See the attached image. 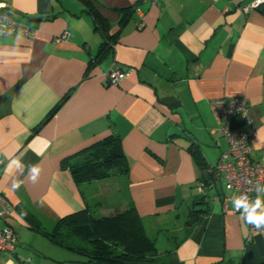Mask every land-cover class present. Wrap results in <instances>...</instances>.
Wrapping results in <instances>:
<instances>
[{
    "label": "crops",
    "instance_id": "obj_1",
    "mask_svg": "<svg viewBox=\"0 0 264 264\" xmlns=\"http://www.w3.org/2000/svg\"><path fill=\"white\" fill-rule=\"evenodd\" d=\"M251 2L92 0L118 35L88 69L103 38L80 1L3 0L35 34L0 36V194L12 207L0 227L16 237L0 264H84L44 232L85 208L105 216L130 204L155 242L154 264H264V237L250 231L231 201L224 208L231 191L220 180L219 187L200 186L188 150L197 145L214 168L227 141L210 102L244 97L254 131L250 157L264 160V10L240 9ZM135 3L120 29V9ZM63 32L69 36L57 39ZM113 66L123 72L115 85L107 81ZM231 125L250 128L240 114ZM109 134L120 138L127 174L76 183L62 161L80 159ZM32 167L39 169L35 181ZM203 193L209 211L188 226L192 202ZM258 197L264 204V185Z\"/></svg>",
    "mask_w": 264,
    "mask_h": 264
},
{
    "label": "trees",
    "instance_id": "obj_2",
    "mask_svg": "<svg viewBox=\"0 0 264 264\" xmlns=\"http://www.w3.org/2000/svg\"><path fill=\"white\" fill-rule=\"evenodd\" d=\"M78 1L85 6L84 10L90 15L94 30L103 38L95 57L88 62L89 69L112 51L118 33H110V25L91 5L92 0ZM136 4L120 9V29L129 20ZM257 8L263 11L264 4ZM65 98L50 112L46 120L61 106ZM43 124L44 121L36 130ZM188 150L201 171L200 186L203 189L215 186L218 183L215 170L209 169L198 146L192 143ZM82 153L84 156L76 161H62L63 167L70 169L78 184L128 172L125 154L117 134H109L83 149ZM207 204L205 193L195 198L185 224L190 226L207 214ZM29 221L34 224L32 219ZM44 233L58 244L79 252L85 258L84 264H154L157 254L155 242L146 234L142 219L133 204L105 216H95L85 208L59 219L52 232Z\"/></svg>",
    "mask_w": 264,
    "mask_h": 264
},
{
    "label": "built area",
    "instance_id": "obj_3",
    "mask_svg": "<svg viewBox=\"0 0 264 264\" xmlns=\"http://www.w3.org/2000/svg\"><path fill=\"white\" fill-rule=\"evenodd\" d=\"M156 3L157 0H150ZM264 0H253L248 5L240 7L243 12L256 9ZM139 28L142 27L140 23ZM23 35L34 37L35 29L29 25L16 20L0 0V36ZM68 32H63L57 39L67 38ZM123 77V72L118 66H113L107 74V81L110 84H118ZM211 110L217 122V131L226 139L227 149L223 151L214 166L216 178L221 181L231 196L224 197V208L228 201L232 202V211L242 217L244 209L237 210L233 201L245 198L252 205L255 204L264 185V160H254L250 157V143L254 136L252 121L249 115V103L244 97H223L210 102ZM242 115L250 128L239 129L231 125V118L234 115ZM2 162L0 161V166ZM11 205L0 194V218L9 215ZM245 220V219H244ZM246 222V221H245ZM251 232L258 233L264 237V229L257 230L253 225L248 224ZM16 246L14 232L8 227H0V252L12 251Z\"/></svg>",
    "mask_w": 264,
    "mask_h": 264
},
{
    "label": "clouds",
    "instance_id": "obj_4",
    "mask_svg": "<svg viewBox=\"0 0 264 264\" xmlns=\"http://www.w3.org/2000/svg\"><path fill=\"white\" fill-rule=\"evenodd\" d=\"M15 163V162H13ZM32 172V179L35 181L36 177L39 174V169L32 167L30 169ZM22 182L14 183L12 188L19 189ZM234 207L239 210L243 208L245 211L241 215L244 217L246 223L253 225L257 230L264 229V204L262 201L257 198L255 204L250 205L245 198H239L233 201ZM259 209V211H257Z\"/></svg>",
    "mask_w": 264,
    "mask_h": 264
},
{
    "label": "rangeland",
    "instance_id": "obj_5",
    "mask_svg": "<svg viewBox=\"0 0 264 264\" xmlns=\"http://www.w3.org/2000/svg\"><path fill=\"white\" fill-rule=\"evenodd\" d=\"M114 177H116V178H113V183H117L118 185H121V180L120 179H122V178H117V177H119V176H114ZM123 181V180H122ZM220 185H219V183H218V187H219Z\"/></svg>",
    "mask_w": 264,
    "mask_h": 264
}]
</instances>
